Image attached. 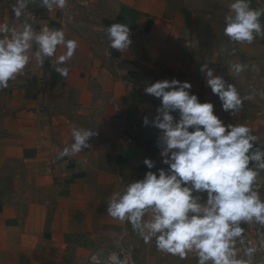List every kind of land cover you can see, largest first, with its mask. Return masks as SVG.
<instances>
[{
  "label": "crops",
  "instance_id": "crops-1",
  "mask_svg": "<svg viewBox=\"0 0 264 264\" xmlns=\"http://www.w3.org/2000/svg\"><path fill=\"white\" fill-rule=\"evenodd\" d=\"M11 2L0 0V23L19 26ZM30 7L43 27L62 29L78 48L60 65L69 68L63 78L53 66L66 48L58 46L41 65L33 45L23 74L0 90V264H90L112 251L134 264H197L193 254L182 260L158 251L154 239L145 243L130 223L107 214V204L143 177L144 158L163 166L156 144L161 133L142 124L160 105L144 93L158 80L190 82L225 124L248 126L264 149V113L245 105L233 116L223 112L199 71L207 63L229 82L235 79L233 50L253 56L259 47L229 41L217 0H68L63 10ZM113 23L129 26L132 45L123 52L109 46L106 29ZM79 126L98 132L92 148L61 158ZM242 227L256 245L250 224ZM254 264H264V254L257 253Z\"/></svg>",
  "mask_w": 264,
  "mask_h": 264
},
{
  "label": "clouds",
  "instance_id": "clouds-1",
  "mask_svg": "<svg viewBox=\"0 0 264 264\" xmlns=\"http://www.w3.org/2000/svg\"><path fill=\"white\" fill-rule=\"evenodd\" d=\"M68 0H14L12 13L19 20L36 5L65 9ZM264 9L251 7V0H231L225 15L224 35L236 44H252L264 36L261 23ZM109 46L123 52L132 45L127 24L113 23L106 29ZM35 45V59L43 65L54 57L58 46L66 52L58 57L54 70L61 77L69 75L65 65L78 44L67 40L62 29L45 25L35 31L27 20L19 26L0 23V90L23 74ZM249 66L234 63L235 75ZM207 86L220 101L223 112H239L249 96H241L234 83L216 75L207 63L200 66ZM192 84L178 79L158 80L146 86L144 93L160 101L154 117L145 115L143 126L157 129L161 167L144 158L148 169L142 178L115 192L108 201L107 214L128 222L145 243L155 240L158 251L185 259L189 254L197 264H254L258 252H264V233L253 245L247 240L242 224L255 223L264 228V199L260 196L258 177L264 172V149L257 146V136L243 124L225 122L215 114V105L201 102ZM178 113V118L173 115ZM70 147L60 152L68 157L91 149L96 130L83 126L72 128ZM155 169V170H153ZM92 261L97 262L93 256ZM111 264H122L115 254Z\"/></svg>",
  "mask_w": 264,
  "mask_h": 264
},
{
  "label": "rangeland",
  "instance_id": "rangeland-1",
  "mask_svg": "<svg viewBox=\"0 0 264 264\" xmlns=\"http://www.w3.org/2000/svg\"><path fill=\"white\" fill-rule=\"evenodd\" d=\"M230 3L231 0H217V11L223 18L228 14ZM251 7L254 9H264V0H251ZM260 20L264 24V16H261ZM257 39L258 41L249 44L253 47H259V50L256 51L257 55L247 56L244 54L245 51H240L239 53L238 50H233L234 55L232 56L231 65L234 63H243L249 67L239 75L234 74L235 79L229 80V83L235 84L242 97H251L243 103L246 109L256 113H264V36H258ZM229 70L231 71V68ZM258 183L261 185L260 196L264 199V172L260 173ZM250 227L255 232L257 229L264 231V228H261V226L255 223L250 224ZM110 254L97 259V262L92 261V259L88 262H91L90 264H109L108 257Z\"/></svg>",
  "mask_w": 264,
  "mask_h": 264
},
{
  "label": "built area",
  "instance_id": "built-area-1",
  "mask_svg": "<svg viewBox=\"0 0 264 264\" xmlns=\"http://www.w3.org/2000/svg\"><path fill=\"white\" fill-rule=\"evenodd\" d=\"M14 4V0L13 2H11V4L9 5V12L12 16V18H14L15 20H17L14 16V14L12 13V5ZM25 20H27L29 23H31L33 29L35 30H41L43 28V20L42 18H40L37 14V12L35 10H33L30 5L28 6V10L26 12V14L24 16H22L18 21L19 22H24ZM260 233H264L263 230L261 229H257L256 230V245L258 244L259 242V234ZM258 253H261V254H264V252H258ZM117 254L118 255V258L122 261V264H134L132 262V260L126 256L125 254L123 253H119L117 251H113L110 256H113ZM109 256V257H110ZM109 257H108V263L111 264V262L109 261Z\"/></svg>",
  "mask_w": 264,
  "mask_h": 264
},
{
  "label": "water",
  "instance_id": "water-1",
  "mask_svg": "<svg viewBox=\"0 0 264 264\" xmlns=\"http://www.w3.org/2000/svg\"><path fill=\"white\" fill-rule=\"evenodd\" d=\"M124 156L131 157L132 156V153L126 151V152H124Z\"/></svg>",
  "mask_w": 264,
  "mask_h": 264
}]
</instances>
